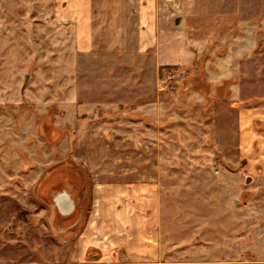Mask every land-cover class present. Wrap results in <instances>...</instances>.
I'll list each match as a JSON object with an SVG mask.
<instances>
[{"label": "rangeland", "instance_id": "374dc122", "mask_svg": "<svg viewBox=\"0 0 264 264\" xmlns=\"http://www.w3.org/2000/svg\"><path fill=\"white\" fill-rule=\"evenodd\" d=\"M91 3L74 17L63 0H0V264L71 263L72 249L92 264L97 199L146 170L164 261L206 247L264 264V170L247 172L236 132L241 117L264 131V0ZM65 179L69 223L51 205Z\"/></svg>", "mask_w": 264, "mask_h": 264}, {"label": "crops", "instance_id": "0c3cea01", "mask_svg": "<svg viewBox=\"0 0 264 264\" xmlns=\"http://www.w3.org/2000/svg\"><path fill=\"white\" fill-rule=\"evenodd\" d=\"M63 1H65L66 8L62 12L64 13L65 11V13H67L66 16H87L91 13V10L93 11L91 0ZM112 4L113 3L111 2V5ZM110 9L112 8L108 7L104 9V11H108L107 15H109ZM244 118L245 117H241L237 121V148L240 153L241 161L244 160L245 164H247V172L250 173V175H258L255 161H258L261 165V170H264V152L260 151V153H257L260 145L261 150L264 148L263 140H261L264 139V137H262L264 131L261 132L256 126H254L256 123L253 122V119L256 117H252L251 121L245 120ZM257 119L260 118L257 117ZM149 130L151 131L152 129L146 127L145 130L141 132V136L146 137L145 135ZM158 130H156V132ZM155 134L158 138L159 135L157 133ZM255 146L256 148H254ZM147 173L146 170L144 175L140 174L141 179L139 180H132L130 183H126V181L123 180L124 183L118 185L116 184L117 180L115 177L117 175L115 173L113 179L107 183V188L110 190L109 200L106 201L104 196L103 198L105 200H103L102 197L101 200L97 199L94 206V212L90 219V237L89 234L85 233V238H90V243L95 247V249H93L94 253L92 254L95 259L92 264H233L226 259L227 257H220V259L214 260L206 259V257L209 258L216 254V251L213 252L206 247L181 249L184 253H181L180 249L177 250L178 252L176 251V248L173 249L174 252H177V257L181 254L186 257L200 256L201 259H175L176 257L174 258L172 254V261H164L167 254L164 253L159 242L161 234L159 230L156 232V229L153 227L158 225L160 220L159 214L157 213L160 206L158 200L159 186L158 183H149L147 181ZM223 174L227 177V173L223 172ZM157 181L158 179L156 182ZM220 186L221 184H219V187ZM212 187L215 186L213 185ZM225 187L227 188L228 186L225 184ZM111 193H118L121 195L125 193L129 199H135V203L131 200V202L129 201L127 204H120V206L117 204L119 202L113 200L112 197H114V195L111 197ZM99 197L100 196L97 198ZM148 209L155 210V215H153V217H148V213H146L149 211ZM137 210H139V212H137ZM194 235V237L199 236L196 232ZM235 236L237 237V235ZM202 240L207 241L205 236L202 237ZM176 244L178 245L180 243L177 242ZM72 250H75L74 255L77 259L76 261L71 263L59 262L57 264H83L82 259L84 256V249ZM221 253L222 252L220 251V254ZM59 255L66 256L63 253H60Z\"/></svg>", "mask_w": 264, "mask_h": 264}, {"label": "flooded vegetation", "instance_id": "af4514ba", "mask_svg": "<svg viewBox=\"0 0 264 264\" xmlns=\"http://www.w3.org/2000/svg\"><path fill=\"white\" fill-rule=\"evenodd\" d=\"M62 181L66 186L63 185L64 187L56 193V196L51 198V205L53 206L54 217L62 220V223H69L71 216L76 210L73 199L74 191L69 186L67 179Z\"/></svg>", "mask_w": 264, "mask_h": 264}]
</instances>
